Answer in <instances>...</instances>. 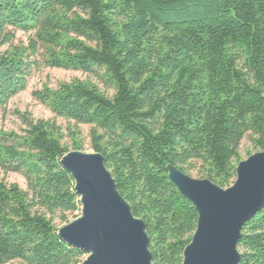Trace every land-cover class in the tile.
I'll list each match as a JSON object with an SVG mask.
<instances>
[{"label": "trees", "instance_id": "16d2710c", "mask_svg": "<svg viewBox=\"0 0 264 264\" xmlns=\"http://www.w3.org/2000/svg\"><path fill=\"white\" fill-rule=\"evenodd\" d=\"M15 32L27 42L14 44ZM43 68L113 91L73 80L31 95L68 124L72 150L78 128H90L92 152L145 223L152 264H181L197 215L166 166L227 189L241 142L264 147V0H0V112ZM15 114L23 129L0 131V170L26 190L0 182V264H81L52 224L80 211L60 165L64 131ZM237 249L239 264H264V206Z\"/></svg>", "mask_w": 264, "mask_h": 264}, {"label": "water", "instance_id": "95a60500", "mask_svg": "<svg viewBox=\"0 0 264 264\" xmlns=\"http://www.w3.org/2000/svg\"><path fill=\"white\" fill-rule=\"evenodd\" d=\"M60 165L73 180L80 217L58 229L57 236L86 256L81 264H152L145 223L118 192L103 156L70 151ZM166 173L197 215L181 264H239L242 229L264 206V147L238 163L227 189L171 165Z\"/></svg>", "mask_w": 264, "mask_h": 264}, {"label": "rangeland", "instance_id": "374dc122", "mask_svg": "<svg viewBox=\"0 0 264 264\" xmlns=\"http://www.w3.org/2000/svg\"><path fill=\"white\" fill-rule=\"evenodd\" d=\"M14 36V44H18L21 42L25 44L27 42V36L23 35L21 32H15ZM3 49L4 48H2L1 50ZM73 80L90 82L97 86L108 97H111L113 95V91L111 89L106 88L100 81L89 75L74 71H64L61 69L43 68L39 71L34 72L31 75L30 79L28 80L26 90L12 98L9 101L6 110L4 112H0V131L5 133L15 132L17 134L21 132L23 127L15 112H19L21 114L28 113L30 117L34 120H54L64 131L63 134L65 136V139L63 140V143L68 147L69 152L74 151L72 150L70 139L67 137V131H65L68 124L62 119H55L53 114L46 107L35 101L31 95L33 91L40 90L44 85H46L48 88L54 89L59 83H70ZM72 128L73 130H75L74 127ZM89 129L90 128L88 126H80L78 128L79 135L77 136L78 143L80 145L79 151L86 154L93 153L90 148V139L88 136ZM256 152L257 151L254 150V147L247 139H244L241 142L239 147V155L241 161L246 160L249 156L255 154ZM187 176L199 180L196 169H192ZM0 182H3L7 185L15 184L20 189L24 191L26 190L25 179L15 173L4 174L0 170ZM79 217L80 211L72 214L56 213L52 217V224L56 229H60L66 226L67 224L75 221ZM85 258L86 256L82 258V261ZM7 264L21 263L19 261H13Z\"/></svg>", "mask_w": 264, "mask_h": 264}]
</instances>
